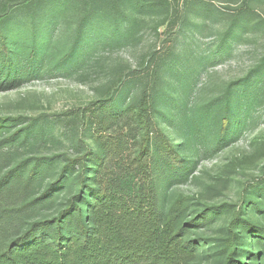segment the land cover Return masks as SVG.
Here are the masks:
<instances>
[{
	"label": "trees",
	"instance_id": "obj_1",
	"mask_svg": "<svg viewBox=\"0 0 264 264\" xmlns=\"http://www.w3.org/2000/svg\"><path fill=\"white\" fill-rule=\"evenodd\" d=\"M47 2L42 21L49 29L38 36L34 22L28 43H20L17 32H5L7 19L0 21V91L16 88L44 70L71 73L92 45L106 39L97 34V14L125 12L131 17L130 13L146 14L170 4ZM72 3L88 11L78 21L65 54L45 66L51 58L50 26ZM201 4L203 9L212 6ZM247 15L249 9L238 17ZM114 27V33L119 31L117 19ZM173 55L172 47L160 58L154 53L147 72L129 68L107 98L66 118L80 136L82 150L75 155L27 158L6 170L9 143L29 129L0 140V264H193L200 257L212 264H264V176L245 206H210L188 217L187 198L165 205L164 191L189 180L197 168L195 157L213 155L238 138L260 90L257 84L243 83L240 88L238 82L223 97L192 107V80L183 85L166 81L164 67H170L166 60ZM10 122L0 119V130ZM184 141L196 147L194 155L185 154ZM51 173L55 179L33 194ZM69 188L72 192L55 216H33ZM221 211L231 213L222 236L208 242L190 238L193 230L211 226Z\"/></svg>",
	"mask_w": 264,
	"mask_h": 264
},
{
	"label": "rangeland",
	"instance_id": "obj_2",
	"mask_svg": "<svg viewBox=\"0 0 264 264\" xmlns=\"http://www.w3.org/2000/svg\"><path fill=\"white\" fill-rule=\"evenodd\" d=\"M200 1L212 6L203 9L197 3ZM200 1L170 0L168 8L146 14L130 13L131 17L125 12L97 14V34L106 39L92 45L84 62L71 73L44 70L39 77L24 81L16 88L0 91V119L12 120L0 130V140L29 129L27 135L22 132L9 143L6 170L27 158L80 152L79 133L66 118L77 109L107 98L129 68L147 72L151 55L156 53L160 58L172 47L174 55L166 60L170 67H164L165 78L177 85L192 80L189 95L192 107L223 97L230 88L235 90L231 86L234 83L239 82L240 88L243 83L257 84L260 90L253 100L249 121L238 138L213 155L195 157L197 168L189 180L164 191L165 205L170 206L180 196L187 198L185 214L188 217L210 206H245L246 200L253 196L254 186L264 176V149H261L264 143V0ZM46 6H49L46 0L34 3L0 0V21L7 19L5 32L10 36L17 32L22 44L30 41L34 22L37 23L35 34L45 33L49 29L47 22L42 21ZM85 8L83 4L72 3L56 15L50 26L51 58L45 66L68 50L78 21L88 11ZM246 9L250 15L239 19L238 15ZM115 19L119 27L116 33ZM184 148L187 156L195 154L196 147L185 142ZM53 174L33 194L54 180ZM70 190H64L56 200L37 208L33 216H55ZM230 216L231 213L221 211L211 226L193 230L190 238L200 237L208 242L222 236ZM193 264L212 263L200 257Z\"/></svg>",
	"mask_w": 264,
	"mask_h": 264
}]
</instances>
